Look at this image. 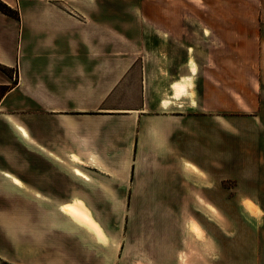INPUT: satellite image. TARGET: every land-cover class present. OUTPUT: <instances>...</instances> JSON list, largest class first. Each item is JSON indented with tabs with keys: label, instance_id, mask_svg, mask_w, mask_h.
<instances>
[{
	"label": "rangeland",
	"instance_id": "1",
	"mask_svg": "<svg viewBox=\"0 0 264 264\" xmlns=\"http://www.w3.org/2000/svg\"><path fill=\"white\" fill-rule=\"evenodd\" d=\"M27 1L7 4L19 17L18 8L25 12ZM53 1L82 15L91 34H96L97 55L111 44L114 57L131 51L148 56L164 41L172 50V60L178 62L183 59L181 50L190 45L196 83L189 79L176 99L187 102L178 108H190L184 111L183 129L173 138L177 156L152 159L146 152L145 162L134 165L124 164L123 159L107 163L95 155L78 162L67 154L69 149L61 150L58 159L47 156L30 135L27 147L6 119L10 113L14 122L26 127L19 117L25 106L3 109L0 262L154 264L153 257L160 253L164 264H187L176 261L177 253L192 254L199 248L206 259L223 252L235 257L225 264H256L259 258L263 264L264 0ZM9 22L6 29L12 30L13 48L19 39V48L24 49L28 26L18 38L19 30ZM121 66H114V75L121 76ZM4 69L14 84V69ZM166 89L164 97L169 98L173 86ZM144 143L148 144L147 137ZM187 160L200 163L198 173L189 169ZM3 170L17 175L25 186L17 177L5 178L8 174ZM58 181L68 189L57 191ZM206 193L220 205L218 214L196 210ZM246 199L261 207V216L244 208ZM72 209L95 219L101 235L77 223ZM6 211H11L9 216ZM193 220L211 231L207 245H196L189 229ZM216 241L221 243L218 250Z\"/></svg>",
	"mask_w": 264,
	"mask_h": 264
},
{
	"label": "crops",
	"instance_id": "2",
	"mask_svg": "<svg viewBox=\"0 0 264 264\" xmlns=\"http://www.w3.org/2000/svg\"><path fill=\"white\" fill-rule=\"evenodd\" d=\"M4 1L13 5L9 0ZM26 5L25 12L18 8V18L0 12V65L7 70L14 69L15 77V83L11 85L12 76L0 69V84L10 88L0 102V117L4 116L1 111L5 108H14L15 104L25 106V113L12 114L23 116L26 127L14 122L10 113L5 115L24 144L30 145V135L40 153L58 159L61 150L67 152L69 149L67 154L74 161L95 155L105 158L107 163H118L117 159H123L124 164L134 165L145 162L146 152L152 159L176 157L173 138L186 122L184 111L190 109L178 108L187 102L183 104L176 99L189 79L196 83V62L190 58L192 47L184 46L180 52L183 59L178 62L172 60V50L164 41H160L148 56L131 51L126 56L114 57L111 44H105L97 55L96 34H91L82 15L67 12L53 0H29ZM9 21L14 23L13 29L19 30L18 38L21 30L28 26L24 49L19 48V39L18 47L13 48L12 30L6 29L11 24ZM116 64L122 65L121 76L114 75ZM167 85L173 86L174 92L169 98L164 97ZM16 125L21 126L26 135ZM185 162L191 171L199 172L196 164L200 163ZM2 173H7L8 177H4L11 181L17 177L21 186H25L14 173L6 170ZM189 175L194 178L193 174ZM54 188L66 191L68 186L58 181ZM35 193L42 195L38 191ZM205 196L200 199L201 209L196 207V210L218 214L220 205L209 193ZM243 206L247 211L252 207L260 216L263 213L250 199H246ZM9 212L4 215L9 216ZM200 225L208 239L201 240L197 236L193 239L198 246L207 245L211 231ZM215 244L217 249L221 243L216 241ZM198 249L192 254L177 253L176 261L225 264L235 260L224 252L217 253V258L211 255V259H206ZM153 258L154 264H164L160 253L158 258L157 254ZM5 261L0 264H12ZM258 262L262 264V259Z\"/></svg>",
	"mask_w": 264,
	"mask_h": 264
},
{
	"label": "bare ground",
	"instance_id": "3",
	"mask_svg": "<svg viewBox=\"0 0 264 264\" xmlns=\"http://www.w3.org/2000/svg\"><path fill=\"white\" fill-rule=\"evenodd\" d=\"M16 127L20 132H22L23 135H26V131L21 126L16 125ZM80 175L84 179H88L86 174L80 173ZM249 208L253 209L252 207H249ZM71 212H72L75 220L77 221V223L84 225V226L90 228L91 230L95 231L94 235H98V237L101 235V232L99 230V226H98L97 221L95 219H93L91 216H89L87 214L78 212L76 209H72ZM189 229H190V233H191L192 237L197 236V238H199L201 240H207L208 239V235L206 234V232L204 231V229L202 228V226L199 224V222L197 220L192 221Z\"/></svg>",
	"mask_w": 264,
	"mask_h": 264
},
{
	"label": "trees",
	"instance_id": "4",
	"mask_svg": "<svg viewBox=\"0 0 264 264\" xmlns=\"http://www.w3.org/2000/svg\"><path fill=\"white\" fill-rule=\"evenodd\" d=\"M1 6H4V8L7 9L8 11L3 9ZM0 11H2L3 13H5L7 15L14 16V17L18 18V16H15L13 13H11L10 6L7 3L3 2L2 0H0ZM4 68L5 67L3 65H0V69L6 72V70ZM9 89L10 88L8 85L0 84V102H1L2 98L4 97V95L7 93V91H9Z\"/></svg>",
	"mask_w": 264,
	"mask_h": 264
}]
</instances>
